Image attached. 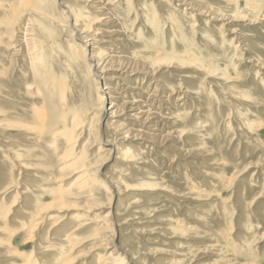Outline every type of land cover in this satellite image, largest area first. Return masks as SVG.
<instances>
[{
    "label": "bare ground",
    "instance_id": "bare-ground-1",
    "mask_svg": "<svg viewBox=\"0 0 264 264\" xmlns=\"http://www.w3.org/2000/svg\"><path fill=\"white\" fill-rule=\"evenodd\" d=\"M139 1L60 0L63 9L58 13L56 0H0V264H138L135 248L124 250V239L120 246L114 244L112 221L139 218L147 209L122 206L104 218L92 217L111 188L119 193L118 205L129 197L118 191L121 185L127 192L129 186L149 192L169 177L176 187L180 180L174 178L175 173L185 172L177 159L180 155L191 159L187 165L193 169L186 174L202 188L219 185L226 179L225 171L234 166L235 159L214 137L198 149L182 150L188 144L174 136L179 134L177 125L194 123L214 131L217 119L209 118L214 100L203 89L217 76L216 63L197 58L182 61L171 47L157 41L158 32L138 34L141 28L134 26L129 7ZM153 1L157 10L166 4ZM171 3L182 11L196 5L192 0ZM65 18L74 35L70 40L60 24ZM133 27L138 33H130ZM234 38L244 43V38ZM180 65L207 71V83L185 86L188 75L182 78L181 71L169 74L177 80L165 76L171 68H185ZM78 70L86 76L80 83L82 89L74 81ZM97 80L102 81L99 86ZM255 85L256 98L252 99L261 103L263 78H257ZM95 87L103 97L96 95ZM239 91L233 99L237 102L245 95ZM253 107L255 114H263ZM102 115L97 130L93 118ZM242 124L243 131H256L261 125ZM100 133L108 149L115 151L113 177L106 181L93 170L94 158L103 149ZM110 134L113 139L107 137ZM130 179H136L138 186L132 188L127 183ZM196 185L191 186L193 190ZM209 195L217 208L230 201L221 196V189ZM194 199L184 200L189 202L182 203L184 213L190 211ZM217 237L229 245L232 240L224 231ZM88 241H98L99 256L83 259L82 254H72ZM204 254L211 261L216 258L212 250Z\"/></svg>",
    "mask_w": 264,
    "mask_h": 264
},
{
    "label": "rangeland",
    "instance_id": "rangeland-1",
    "mask_svg": "<svg viewBox=\"0 0 264 264\" xmlns=\"http://www.w3.org/2000/svg\"><path fill=\"white\" fill-rule=\"evenodd\" d=\"M161 1L166 4L163 3V7H158V10L154 7L153 0H140V3L129 7V17L133 18L134 26L141 28L138 33V29L133 27L130 33L146 36L154 31L158 32L157 41L165 44L167 48L171 47L180 56V60L189 61L196 58L204 62L211 60L216 63L217 72V76L211 78L210 87L203 89L204 93L214 100L213 112L209 117L212 120L217 119L214 131L210 133L207 132V126L199 128L194 123H190V125L186 124L187 126L177 125L176 131L179 134H173L180 136L181 141L188 144L182 146L183 151L188 150L189 147L198 149V145L209 142L214 137V141H218L222 147L225 146L231 160L235 159L234 166L225 171L226 179H222L219 185L216 183L215 186L202 188V185L193 184L186 174L193 169L191 165H187L191 159L180 155V159H177L183 163L185 172L180 175L175 173L174 178L180 180L178 186H172L167 176V178L164 176V179L166 178V181L163 180L164 185L149 189V192L145 191L147 189L142 191L141 189L137 191L138 188L130 189L131 186L127 192L128 188L125 185H118L120 186H117L118 191L129 197L117 205L119 193L111 188L110 193L102 200L103 204L98 205L100 209L97 207L92 217L104 218L109 211L117 212L125 206L126 208L127 206L144 207L148 210L139 214V218L143 216L148 218L139 219L129 216L119 222L112 221L116 236L114 244L120 246L124 239L121 245L125 244L124 250L135 248L134 258L138 264H264V220H262L264 217V99H261V103H255L252 99V97L256 98L255 93L252 92V90L256 92L255 80L257 78L264 80V0H192L196 5L193 4L194 7L184 11L174 7L176 3H171L173 0ZM55 7L56 12L62 11L60 0H56ZM58 16L64 18L63 14ZM60 24L66 29V39L70 40L74 37L67 18ZM234 37L244 38V43ZM211 54L216 55V58L211 57ZM180 66L185 68H171L165 76L170 80H177L175 76L169 74L171 70L181 71L184 74L182 78L185 74L188 75L184 78L185 86L207 83V71L197 67L191 69L193 66L190 65ZM78 71L79 74L74 77V81L80 86L86 76L83 71ZM97 81L99 86V82L102 81ZM80 87L82 89V86ZM236 90H241L245 94L242 95V99L236 97L239 102L233 100L237 95ZM95 91L98 97H103L101 89L98 88L97 91L95 87ZM97 102L100 101L96 100L95 103ZM253 105L263 114H255ZM103 116L93 118V122L97 123V130L101 128L100 122H103L101 121ZM244 121L258 122L261 125L256 131L246 129V132L242 130ZM99 136L103 149L94 158L93 170L100 179L106 181L113 177L115 162L112 153L115 151L108 149L101 133ZM107 137L114 138L112 134ZM138 143L139 140L134 141V144ZM158 149L161 150V147ZM115 156L117 157V154ZM123 168L124 166L120 170ZM231 176L233 178L230 182L228 178ZM135 181L136 179H130L127 183L133 188L138 186ZM192 185H196L194 190ZM214 189H221V196L231 202L228 201L221 208L214 206L209 195ZM207 195L210 197L207 198ZM193 198L196 202H192L190 211L184 213L181 208L182 203H189L184 200ZM182 212L184 217L181 216ZM224 212L227 216H224L226 215ZM213 216L216 219L212 218ZM108 219L113 220V214L108 216ZM214 223H216L215 227H220V224L222 226L215 228ZM227 227L231 228L227 230ZM223 231L232 239L230 245L235 243L233 245L235 247L231 248L229 242L223 243L219 240L217 234ZM97 243L98 241L85 242L72 254H82L83 259L99 256L100 248L97 247ZM227 247L229 249L225 251ZM211 250L216 254V258H212L217 259L216 262L211 261L204 254Z\"/></svg>",
    "mask_w": 264,
    "mask_h": 264
}]
</instances>
